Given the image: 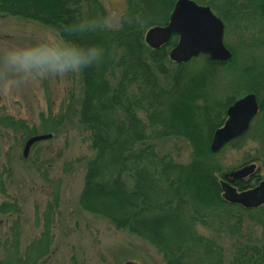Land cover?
<instances>
[{
	"label": "trees",
	"instance_id": "trees-1",
	"mask_svg": "<svg viewBox=\"0 0 264 264\" xmlns=\"http://www.w3.org/2000/svg\"><path fill=\"white\" fill-rule=\"evenodd\" d=\"M177 1L127 0L119 27L103 31L108 12L99 0H0V15L39 23L58 36L79 21H98L79 42L102 47V61L80 72L79 98L68 106L94 152L79 199L84 211L148 242L165 264H264V206L230 204L220 185L228 173L252 164L256 172L233 185L245 191L264 180V61L245 55L249 60L238 69L244 86L237 90L245 93L227 97L218 114L210 90L223 66H237V51L229 64L208 56L177 64L170 59L177 35L160 49L145 41L148 30L168 25ZM236 26L243 29L247 21L240 18ZM249 93L257 95L259 115L245 135L213 153L228 108ZM59 124L42 120L39 127L0 116V130L24 143L54 134ZM180 143L189 148L188 161ZM229 147L243 151L234 167L219 159ZM13 204L3 202L0 214L19 213Z\"/></svg>",
	"mask_w": 264,
	"mask_h": 264
},
{
	"label": "rangeland",
	"instance_id": "rangeland-1",
	"mask_svg": "<svg viewBox=\"0 0 264 264\" xmlns=\"http://www.w3.org/2000/svg\"><path fill=\"white\" fill-rule=\"evenodd\" d=\"M99 1L108 12L106 25L118 28L127 0ZM49 33L57 35L39 23L0 15V116L25 119L39 127L42 120L60 119L53 138L38 142L27 159L22 137L0 130V205L10 202L19 208V213L0 214V261L8 258V249L17 242L22 255L30 250L33 264H165L148 242L117 231L80 207L87 162L94 156L88 134L74 110L68 109L79 98L80 73L37 79L26 86L19 82L21 77L4 71L3 54L9 48L37 42ZM227 38L231 45L238 42ZM238 55L237 66H223L210 90L218 114L227 97L245 93H237L244 86L238 69L249 58L242 50ZM263 56H257V62L264 61ZM179 149L188 161V146L180 143ZM242 155V150L229 147L219 159L225 167H234Z\"/></svg>",
	"mask_w": 264,
	"mask_h": 264
},
{
	"label": "water",
	"instance_id": "water-1",
	"mask_svg": "<svg viewBox=\"0 0 264 264\" xmlns=\"http://www.w3.org/2000/svg\"><path fill=\"white\" fill-rule=\"evenodd\" d=\"M224 24L209 7L198 5L193 0H178L167 26H156L148 30L145 41L152 49H160L173 35L179 37L177 45L170 52V59L177 63H188L200 54H207L213 61L229 62L233 55L224 44ZM260 113L257 95L249 93L236 100L227 110V120L212 139L210 149L219 153L228 143L245 135L254 119ZM53 134L30 137L24 146L23 157L27 159L32 147L41 141L50 140ZM257 165L252 164L228 173L220 185L223 198L230 204L245 209L264 206V180L254 188L239 191L233 185L236 180L253 175ZM126 264H138L127 262Z\"/></svg>",
	"mask_w": 264,
	"mask_h": 264
},
{
	"label": "clouds",
	"instance_id": "clouds-1",
	"mask_svg": "<svg viewBox=\"0 0 264 264\" xmlns=\"http://www.w3.org/2000/svg\"><path fill=\"white\" fill-rule=\"evenodd\" d=\"M97 23L96 18L82 20L59 36L49 33L37 42L9 48L3 54L4 71L13 77H21L19 82L28 86L37 79L64 77L98 65L104 49L79 42L81 37L95 32ZM107 29L110 27L105 25L101 31ZM9 91H13L11 87Z\"/></svg>",
	"mask_w": 264,
	"mask_h": 264
},
{
	"label": "flooded vegetation",
	"instance_id": "flooded-vegetation-1",
	"mask_svg": "<svg viewBox=\"0 0 264 264\" xmlns=\"http://www.w3.org/2000/svg\"><path fill=\"white\" fill-rule=\"evenodd\" d=\"M193 1H195L198 5L209 7L213 14L219 19H221L225 29L224 44L230 50L232 55L233 50H236L237 53L242 50L245 55L251 56L253 58H257V56H262V54L264 55V0ZM241 11H245L246 13H239ZM240 18H243L247 21V26L243 29H240L238 28L239 26H236V23ZM227 36L237 38V44L231 45L230 43H228ZM201 56H208V58L211 59L210 56L207 54H200L199 56L192 58L188 63L191 65L196 64L195 61L198 60ZM231 60L229 62H231ZM219 63L224 64L228 62ZM7 257L8 258L6 260L0 261V264H33V258L30 250L26 251L25 255H22V253L18 249L17 242H14L11 245V248L8 249Z\"/></svg>",
	"mask_w": 264,
	"mask_h": 264
}]
</instances>
